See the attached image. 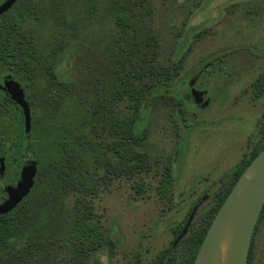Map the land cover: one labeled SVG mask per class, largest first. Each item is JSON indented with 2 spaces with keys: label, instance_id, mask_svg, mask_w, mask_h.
Returning <instances> with one entry per match:
<instances>
[{
  "label": "rangeland",
  "instance_id": "1",
  "mask_svg": "<svg viewBox=\"0 0 264 264\" xmlns=\"http://www.w3.org/2000/svg\"><path fill=\"white\" fill-rule=\"evenodd\" d=\"M22 1L33 6L30 13L18 18ZM194 1L199 2L195 8L191 7ZM144 2L151 10L148 21L159 42V62L164 66L176 62L178 67L174 77L163 82L164 88L142 96L134 122L135 131L147 133L140 146L149 168L131 179L121 175L101 183L88 199L92 205L88 219L102 229L105 242L85 262L59 242L73 216L75 194L67 193L64 184L56 181L57 162L46 144L93 143L91 150L80 153L86 157L83 168L94 178L102 169L95 167L91 155L98 152L100 161L108 158L114 162L111 134L104 123L98 125L94 114L85 119L82 110L105 85L109 69L103 65L102 47L97 43L81 50L75 39L49 56L55 33L45 0H18L0 16V26L17 18L40 50L31 79H16L29 102L30 133L24 156L6 163L0 188L3 182L17 180L19 168L30 157L41 171L16 210L21 226L2 264H18L16 253L27 259L36 255L34 264H148L171 247L195 209L187 231L170 252L181 253L182 264L193 234L203 231L219 198L234 181V168L248 152L262 147L264 89L259 95L255 89L264 71V0ZM105 28L103 22L94 33L100 37ZM78 36V41L87 39L84 32ZM12 72V64L0 61V85L14 78ZM19 121L17 109L0 92V157H6V146L19 139ZM169 163L173 183L167 195L160 196L156 188ZM138 183L142 189L136 195L133 186ZM3 198L0 194V201ZM251 264H264V218L252 242Z\"/></svg>",
  "mask_w": 264,
  "mask_h": 264
},
{
  "label": "trees",
  "instance_id": "2",
  "mask_svg": "<svg viewBox=\"0 0 264 264\" xmlns=\"http://www.w3.org/2000/svg\"><path fill=\"white\" fill-rule=\"evenodd\" d=\"M45 1L52 11L49 20L52 24V34L55 33L49 43L51 47L47 50L48 55L53 56L75 39L81 50L88 49L89 45L100 43L103 65L109 69L103 79L105 85L98 89L94 100L84 105L82 110L85 119L89 120L94 114L98 125L104 123L106 130L111 134L112 140L109 147L113 152L114 162L104 157L100 161L98 152L91 155L92 161L96 162L95 167L100 166L102 169V173L94 178L87 169L83 168L86 157L80 153L91 150L93 143L86 140H75L74 142L62 141L57 144H46L47 148L52 151L54 161L57 162L56 181L64 184L67 193L75 194L72 207L73 216L67 221L59 242L66 247L69 246L74 258L79 256L81 261L85 262L91 254L101 249L105 242L102 229L88 219L92 214V205L88 199L94 195L101 183L107 184L114 177L121 175L126 179H131L149 168L146 159L147 154L140 146L147 133L146 131H135L134 122L142 105V96L153 93L158 88H164L163 82L174 77L178 63L174 62L170 66H164L159 62V42L152 25L148 21L151 10L144 0ZM22 2V10L17 12L18 18H23L32 10L33 5L26 4L25 1ZM198 4V1H194L191 7L195 8ZM103 22L106 23L107 28H105L103 35L98 37L94 30ZM79 32H84L87 39L78 41ZM33 44L35 43L32 34L20 28L17 18H13L0 26V61L5 64H12L13 79L21 81L25 78L29 80L33 76L35 63L40 60V50L36 49ZM49 68L50 62H47L45 71L48 72ZM53 84L54 82L50 78L48 85ZM263 89L264 71L257 79L256 94L259 95ZM2 97L7 103L13 105L19 113V139L12 146L7 145L5 148L8 158L14 157L19 160L24 156L27 144V139L23 137L21 111L4 94ZM118 107L120 108L117 110ZM257 130H260V127ZM11 148L12 153H7V150ZM263 148L264 142L259 150L252 149L248 152L240 164L234 168L237 171L234 181L226 187L223 196L219 198L203 231L199 234H193L187 259L182 264H193L215 213L238 176ZM40 174L41 171L38 170L36 177H39ZM162 174V179L156 189L160 196H166L173 183V170L170 163L163 167ZM133 188L135 194L139 195L142 183L134 185ZM21 204L9 214L0 216V264L4 261L6 250L14 242L15 234H18L17 228L21 226L20 220H17V216H15L16 210L21 207ZM263 218L264 204L253 229L246 264L252 262V242L258 224ZM47 242H51V240L48 239ZM172 251L171 245L169 249L158 254L148 264H179L182 254L170 255ZM72 256L70 257L71 260L74 259ZM15 257L20 259L18 264H34L37 258L36 255H33L27 259L19 253H16Z\"/></svg>",
  "mask_w": 264,
  "mask_h": 264
},
{
  "label": "water",
  "instance_id": "3",
  "mask_svg": "<svg viewBox=\"0 0 264 264\" xmlns=\"http://www.w3.org/2000/svg\"><path fill=\"white\" fill-rule=\"evenodd\" d=\"M18 0H3L0 16L9 11ZM2 91L17 105L22 115L23 137L30 133V109L22 86L13 78L5 79ZM5 168L0 158V178ZM36 162H26L20 170L15 186L5 188L6 199L0 203V216L13 210L34 186L37 174ZM264 204V148L249 162L234 182L231 190L215 213L196 253L193 264H246L252 233ZM195 209L173 242L174 247L187 231Z\"/></svg>",
  "mask_w": 264,
  "mask_h": 264
},
{
  "label": "flooded vegetation",
  "instance_id": "4",
  "mask_svg": "<svg viewBox=\"0 0 264 264\" xmlns=\"http://www.w3.org/2000/svg\"><path fill=\"white\" fill-rule=\"evenodd\" d=\"M2 94H4L2 91H0ZM5 95V94H4ZM6 96V95H5ZM7 97V96H6ZM10 100V99H9ZM11 101V100H10ZM29 103V102H28ZM0 158H3L4 159V163H5V165H6V163H9L10 161H12V162H14V161H16V158H14V157H11V158H8L7 156L6 157H0ZM30 160H31V157H30ZM29 160V161H30ZM25 163H23L22 165H21V167L24 165ZM21 167L19 168V174H20V170H21ZM3 178V177H2ZM2 178H0V179H2ZM18 179H19V175H18V178H17V180L13 183V184H10V183H7V182H3L2 184H1V188H0V194H2L3 196H4V198H3V200L2 201H0V203H2V202H4L5 201V199H6V193H5V188L7 187V186H15L16 185V183H17V181H18ZM28 196V195H27ZM26 196V197H27ZM25 197V198H26ZM25 198L19 203V204H21L24 200H25ZM18 204V205H19ZM17 205V206H18ZM17 206L15 207V208H17ZM14 208V209H15ZM13 209V210H14ZM13 210H11V211H13ZM10 211V212H11ZM9 212V213H10ZM9 213H7V214H9ZM6 215V214H5ZM1 216H3V215H1ZM183 229V228H182ZM182 231V230H181ZM179 236V235H178ZM176 238H177V236H176ZM176 238L174 239V241L176 240ZM173 244V243H172ZM174 248V247H173Z\"/></svg>",
  "mask_w": 264,
  "mask_h": 264
}]
</instances>
